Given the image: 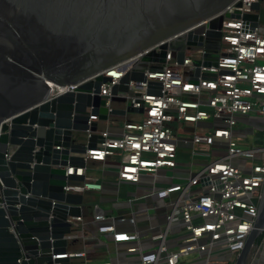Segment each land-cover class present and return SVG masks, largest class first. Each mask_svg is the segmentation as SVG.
Returning a JSON list of instances; mask_svg holds the SVG:
<instances>
[{
  "label": "water",
  "instance_id": "95a60500",
  "mask_svg": "<svg viewBox=\"0 0 264 264\" xmlns=\"http://www.w3.org/2000/svg\"><path fill=\"white\" fill-rule=\"evenodd\" d=\"M232 1L0 0V264L63 260L56 256L66 252L72 218L82 215L86 200L83 192L64 186L84 180L76 168L86 169L85 154L103 140L99 122L143 113L141 99H135L139 106L128 99L130 81H145L146 93L161 94V82L144 74L165 62L166 44L154 49L155 44L211 18L204 35L197 28L170 45L182 63L185 47L220 38L224 17L241 18L248 30L264 22L258 2L252 3L253 12L220 13ZM139 53L109 94H100V85L110 79L102 72ZM219 56L216 48L194 59L190 79L211 78L214 73L200 65L215 67ZM76 83L73 90L52 91V85ZM263 230L264 183L234 264H248Z\"/></svg>",
  "mask_w": 264,
  "mask_h": 264
},
{
  "label": "built area",
  "instance_id": "2783aa9c",
  "mask_svg": "<svg viewBox=\"0 0 264 264\" xmlns=\"http://www.w3.org/2000/svg\"><path fill=\"white\" fill-rule=\"evenodd\" d=\"M264 10V0H234L220 13L253 12L252 3ZM211 18L199 21L155 44H166L165 62L157 70H144L146 80L161 82V94L146 93V82H129L128 98L134 106L144 103L142 119L127 122L120 135L102 132L103 140L85 154V160H104L109 155L119 160L118 180L138 182L144 174L153 182L146 195L169 207L165 221L151 235L156 249L142 252L138 246L140 264H234L244 245L257 214L264 183V144L241 148L234 136L252 132L260 116L264 122V22L252 30L243 27L241 18L224 17L221 35L209 45L185 47L182 63L171 55L170 45L181 41L197 28H208ZM217 48V66L200 65L201 71L214 73L211 78L190 76L206 51ZM139 53L105 69L110 79L100 85V94L108 95L110 87L139 60ZM182 72H179V71ZM54 86L53 93L73 90ZM126 95V94H125ZM106 99V105H110ZM240 123L251 128H236ZM186 149L185 151L183 149ZM185 153L190 160L182 162ZM207 157H211L210 160ZM186 172L187 178L167 177L164 170ZM83 168H76L78 175ZM72 172V170H69ZM156 178L165 183L155 185ZM206 178L205 183L201 179ZM101 183L85 176L64 186L66 191L85 192L100 189ZM173 195V197H172ZM80 216L72 218L70 237H81ZM97 208L94 221L97 231L110 234L115 243L137 241V233L118 230L113 221ZM179 232L176 245L169 247L167 233ZM58 256L79 258L84 251L62 253ZM188 260H185L188 258ZM104 264H110L106 262ZM248 264H264V230L260 243L248 257Z\"/></svg>",
  "mask_w": 264,
  "mask_h": 264
},
{
  "label": "crops",
  "instance_id": "0c3cea01",
  "mask_svg": "<svg viewBox=\"0 0 264 264\" xmlns=\"http://www.w3.org/2000/svg\"><path fill=\"white\" fill-rule=\"evenodd\" d=\"M112 105L122 106L121 103ZM138 116L139 118H137ZM141 119L142 113L129 114L125 117L110 116L108 122H99V127L101 132L107 131L112 135H120L125 123L139 122ZM179 159L182 162L190 160L185 153L179 155ZM118 164L119 160L115 155H109L104 160H86V169H83L85 176L98 180L102 186L100 189L83 192L86 200L79 221L82 236L69 240L65 252L84 251L85 256L73 258L57 255L56 257L63 258L58 264H104L106 262L110 264H140L138 251L130 252L127 250L128 247L138 246L142 252L156 249L158 243L152 241L151 235L157 232L165 221V214L169 207L162 206L161 201L157 198L146 195L153 182L151 175H142L138 182L119 181ZM164 173L167 177H171L173 171L166 169ZM156 180L155 185L165 183L164 179L161 181L156 178ZM97 208L107 216L108 220L106 221L114 222L118 230L136 232L138 240L129 243H115L110 234L98 232L94 221V213ZM178 233L173 229L167 233V238H170L167 241L169 247L176 245L175 237L179 235ZM188 259L189 257L185 260Z\"/></svg>",
  "mask_w": 264,
  "mask_h": 264
},
{
  "label": "rangeland",
  "instance_id": "374dc122",
  "mask_svg": "<svg viewBox=\"0 0 264 264\" xmlns=\"http://www.w3.org/2000/svg\"><path fill=\"white\" fill-rule=\"evenodd\" d=\"M258 63H264V59L258 60ZM179 72L182 71L180 70ZM137 118H139V116ZM257 118L258 120L255 123H253L255 127L252 128V132L248 130L247 133H241V134L239 133L234 136L235 140L237 141V143L241 148L261 147L264 144V122L260 120L261 119L260 116H257ZM242 126L251 128L250 125H246L244 123H240L239 125L236 126V128H241ZM207 159L210 160L211 157H207ZM174 173L177 177L187 178L186 172H173V174Z\"/></svg>",
  "mask_w": 264,
  "mask_h": 264
},
{
  "label": "flooded vegetation",
  "instance_id": "af4514ba",
  "mask_svg": "<svg viewBox=\"0 0 264 264\" xmlns=\"http://www.w3.org/2000/svg\"><path fill=\"white\" fill-rule=\"evenodd\" d=\"M210 41H207L209 45H212L214 42H213V39L212 38H209ZM180 43V41H176L174 43H172L171 45H178Z\"/></svg>",
  "mask_w": 264,
  "mask_h": 264
},
{
  "label": "trees",
  "instance_id": "16d2710c",
  "mask_svg": "<svg viewBox=\"0 0 264 264\" xmlns=\"http://www.w3.org/2000/svg\"><path fill=\"white\" fill-rule=\"evenodd\" d=\"M261 239H262V234L259 235V236L256 238V240H255V242H254L255 245H257L258 243H260Z\"/></svg>",
  "mask_w": 264,
  "mask_h": 264
}]
</instances>
